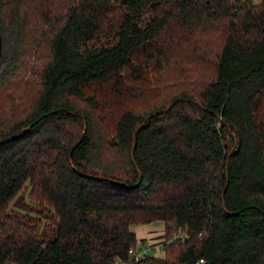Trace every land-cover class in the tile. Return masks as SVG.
I'll use <instances>...</instances> for the list:
<instances>
[{
    "label": "trees",
    "instance_id": "obj_1",
    "mask_svg": "<svg viewBox=\"0 0 264 264\" xmlns=\"http://www.w3.org/2000/svg\"><path fill=\"white\" fill-rule=\"evenodd\" d=\"M0 33V264H264V0H0Z\"/></svg>",
    "mask_w": 264,
    "mask_h": 264
},
{
    "label": "rangeland",
    "instance_id": "obj_2",
    "mask_svg": "<svg viewBox=\"0 0 264 264\" xmlns=\"http://www.w3.org/2000/svg\"><path fill=\"white\" fill-rule=\"evenodd\" d=\"M29 60H32V58H30ZM27 67H28V70L27 71H25V66L23 67L24 68L23 69V72L24 73H22L21 76H30L32 78V81H33V79L36 78L35 69H31L30 70L31 65H29ZM13 83L14 82H12L10 84L9 90L12 92L13 95L17 96L18 98H19L20 94L22 93L20 91V89L23 92L26 89L27 90V94L29 95L31 92H33L35 90L34 88H36V82H33L32 84H29V83L26 84V83H24V87L23 88H20L19 87L20 89L18 88V86L14 85ZM100 92H102V91L101 90H97V97L98 98H99V96L101 94ZM23 97H24V100H27L28 99V96H25L24 94H23ZM28 191H29V187H28V185H25L24 189L20 190L19 193H18V195L15 197V199L10 203V207H16V208H19V209L20 208H22V209H31V203L32 202L29 200ZM156 224H158V223H154V225H156ZM159 224H160V222H159ZM146 227H147L146 224L145 225L144 224H133L132 225V229H134L138 234L142 233V231ZM163 227H164V223H163V225H160L159 228L156 227L154 229V232H157V233L159 232L155 236H144L142 238V244L149 247V254H155V253L160 252V250L158 251L156 249H153L151 243L156 242V240L159 237L162 236V234H163ZM160 254L162 256L164 254V252L161 250Z\"/></svg>",
    "mask_w": 264,
    "mask_h": 264
},
{
    "label": "built area",
    "instance_id": "obj_3",
    "mask_svg": "<svg viewBox=\"0 0 264 264\" xmlns=\"http://www.w3.org/2000/svg\"><path fill=\"white\" fill-rule=\"evenodd\" d=\"M163 242H164V238H163V235H162L161 237H159L156 240V242L151 243V245H152L153 249L162 250V244H163ZM129 253L135 259H139V258L143 257L145 254L149 253V247L146 246V245H143L141 242H139L135 247H131L129 249ZM155 255H158V254L155 253ZM121 264H125V262H121Z\"/></svg>",
    "mask_w": 264,
    "mask_h": 264
},
{
    "label": "crops",
    "instance_id": "obj_4",
    "mask_svg": "<svg viewBox=\"0 0 264 264\" xmlns=\"http://www.w3.org/2000/svg\"><path fill=\"white\" fill-rule=\"evenodd\" d=\"M160 222V224H159ZM154 223H158L156 225H154ZM144 225L146 224L147 227L144 228V230L142 231V233L138 234L134 229H132V226H131V229L136 233L137 237L139 239L143 238L144 236H155L156 234H158L157 232H154V229L157 227L159 228L160 225H163V222L162 221H152V222H149V223H143ZM161 234V233H160ZM159 251V250H158ZM161 252V250H160ZM160 252H158L157 254L161 256Z\"/></svg>",
    "mask_w": 264,
    "mask_h": 264
},
{
    "label": "water",
    "instance_id": "obj_5",
    "mask_svg": "<svg viewBox=\"0 0 264 264\" xmlns=\"http://www.w3.org/2000/svg\"><path fill=\"white\" fill-rule=\"evenodd\" d=\"M0 53H1V33H0Z\"/></svg>",
    "mask_w": 264,
    "mask_h": 264
}]
</instances>
